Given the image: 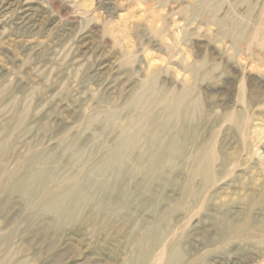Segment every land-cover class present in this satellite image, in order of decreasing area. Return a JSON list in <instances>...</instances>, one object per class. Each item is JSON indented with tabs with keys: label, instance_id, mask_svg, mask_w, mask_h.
I'll use <instances>...</instances> for the list:
<instances>
[{
	"label": "rangeland",
	"instance_id": "1",
	"mask_svg": "<svg viewBox=\"0 0 264 264\" xmlns=\"http://www.w3.org/2000/svg\"><path fill=\"white\" fill-rule=\"evenodd\" d=\"M191 1L195 0H0V139L6 142L5 150H0V234L15 233L0 258L10 253L9 264L21 260L25 264H128L136 248L132 235L140 238L158 214L181 203L172 220L163 222L171 231L168 239H181L185 250L181 264H264V138L257 137L263 135L264 125L263 133L251 126L246 139L231 121L214 117L208 122L210 114L229 101L227 90L221 92L225 88L221 70L205 82L200 73L195 93L204 107L184 125H191L196 135L187 138L186 146L195 155L200 145L204 148L214 141L218 151L236 158L221 168L218 154L207 186L200 177L193 182L192 193L199 189L204 195L190 220L187 211L192 202L183 205L181 198L182 183L190 181L192 172L186 158H178L174 167L165 166L155 177L127 171L106 192L110 207L94 213L86 209L83 218L74 222L36 214L34 202L48 192L31 202L18 193H5L9 172L19 171L38 153L55 154L54 164L65 176L79 173L73 158L77 150L87 152L81 165L92 166L117 142L120 131V126L111 131L95 116L112 106L119 107L122 115L139 116L142 111L125 105L135 88L151 77L161 76L165 86L160 96L169 98L192 82L188 65L210 61L206 67L212 70L225 61L230 68L241 58V71L245 68L246 75L261 76L253 81L254 87L264 83V73H259L264 67L257 69L264 62L260 47L264 0H225L221 6L218 20L236 4L234 14L247 15L253 28L249 52L230 61V40H216L217 19L193 14L188 10ZM249 7L254 10L248 12ZM190 35L193 42L187 41ZM233 77L238 80L241 75ZM161 106L156 104L148 114L159 112ZM148 140L145 137L140 144ZM248 144L250 150L245 148ZM213 217L229 223L222 228ZM235 225L249 231L247 238L224 233Z\"/></svg>",
	"mask_w": 264,
	"mask_h": 264
},
{
	"label": "bare ground",
	"instance_id": "2",
	"mask_svg": "<svg viewBox=\"0 0 264 264\" xmlns=\"http://www.w3.org/2000/svg\"><path fill=\"white\" fill-rule=\"evenodd\" d=\"M224 3L225 0H195L189 3L188 7L190 9L188 10L198 16L213 15L211 17L217 19V15L221 12V6ZM235 5H229L230 10L224 19H217L220 25V34L216 36V40L223 41L224 39H228L231 42L229 50L231 49L232 52L228 53V61L231 59H238L241 52L248 53V45L254 39L253 28L251 29L250 27L249 17L247 15H235L233 11ZM252 10L254 9L249 7L248 12ZM232 14L234 17H232ZM212 19L213 18H211V20ZM185 37H188V35H185ZM187 41H194L192 35H190ZM246 45L247 47L245 49L244 46ZM260 45L264 50V36ZM209 63L210 61H204L202 64L195 63L194 65H188L192 67V82L185 83L182 89L174 91L169 98L166 96L161 98L164 89L162 86L165 85H161L164 81H162L160 75L141 82L135 88V91L131 93V97L125 105L135 111H142L139 116L131 118L129 115H122L121 109L117 106H112L104 113L97 114L94 119L103 121L106 128L112 131L116 126H120V131L117 142L110 145L106 149L104 155L92 166L85 167L81 165L82 160L87 156V152L85 150H77L73 158L76 161L75 166L78 168L79 173L74 176H65L64 174L66 172H59V167L54 164L55 154L38 153L34 157L29 158L19 171L9 172V181H6L8 178L5 179L7 182L5 193H18L20 197L28 198V202H31V200L37 201L36 198L38 195H43L45 192H48L38 200V202H34L37 203L35 205V207H37L36 214H52L53 219L61 223L74 222L83 218L86 209H90L91 213H94L102 207H110L108 194H106V192L109 188L115 187V181H121L126 177L127 171H132L129 172L132 174L139 173L144 178L155 177L159 172L162 173L165 166L173 165L174 167L178 158H186L191 162L192 172H189L190 181L188 183H182V188L184 190L181 191V198L183 205H188L187 200L192 202V204L188 206L187 211L188 220H190L198 211L200 199L203 198L204 195L203 190L199 189H195L192 193L193 182L199 177L204 180L203 182L205 185L210 182L218 154L221 156V168L230 166L236 158V155H229L224 151H218L216 149L217 143L214 141L204 146V148L200 145L198 150L194 152L195 155H192V152H188L186 140L187 138L192 139L196 135L194 128L190 127L191 125L189 127L184 125L188 120L193 121L197 113H200L204 107L200 94L195 93L198 89L197 81L200 73L203 71L202 82H205L209 80L213 72L221 70V81L222 84H225V90L223 89L221 92L227 90V99H229L226 105L222 104V106L217 109V112L210 114L208 117L209 123L214 117H216L217 121L221 119H223L224 122L231 121L239 130H242V133L244 132L243 136L246 139H248L251 126H256V130L260 128L263 133V126L261 125H264V83L256 87H254L255 83L253 84V81L260 79L261 76L258 74L259 76L255 75L253 78L251 74L246 75L245 68L241 71V67L244 65L241 58H239L234 65H231L230 68H227L225 66L226 62L223 61L222 63L214 64L215 67L210 70L207 68ZM263 67L264 62L260 61L257 69H262ZM259 73H264V70ZM236 74L241 75L240 79L236 80V77H233L236 76ZM223 76L227 78L224 81L222 80ZM158 93L159 95H157ZM235 98L236 102L234 101L233 105H229ZM225 99L226 98H223L221 101ZM214 103L217 106L220 104ZM156 104H163V106H161L159 112H153L149 115L148 112L152 107H155ZM237 104L241 108L237 109ZM256 108L259 109L258 113L252 116V111H255ZM152 126L155 127L154 131ZM172 128L175 129V131L167 138ZM149 130L152 131V135H149L151 133H147ZM164 134L166 135L164 136ZM159 136H164L165 138H159ZM145 137H148L149 140L146 144L141 145L140 142ZM257 137L262 140V138H264V133ZM246 139L245 141H247ZM5 144L6 142L0 139V150H5ZM192 146L194 147V145ZM65 148H70V146ZM245 148L248 150L251 149L249 144ZM135 151L136 153L133 154ZM1 152L2 151H0V153ZM252 155L254 156L255 153H252ZM146 159H148V161H146ZM178 178L181 179L182 177L178 176L177 179ZM177 179L175 181H177ZM61 182H65L63 183L64 186L56 188ZM176 185L179 186V184ZM197 200L199 201L197 202ZM180 205L182 204H175L173 210L163 211L162 214H158L156 223L151 228L147 229L140 238L136 236V239H134V235H132L131 241L133 244H136V248L134 254L128 260V264H147L152 256H155L152 264H181L185 255V250L180 242L181 239L178 237L168 239L171 231L168 230L167 226H163V222L172 220V213L177 211ZM214 219L217 223L220 222L219 225H221L220 227L222 228L223 225L229 223L224 222L223 219L219 217H215ZM140 224L142 225L143 223ZM262 230L264 234V228H262ZM224 233L230 238L235 236L237 239L240 237L247 238L250 234L249 231L244 230L243 227H238L236 225L233 230L226 229ZM14 235V231L0 234V252L3 246H7V244L11 242V238L14 237ZM9 254L10 253H7L0 258V264H9V262H11L12 259L9 258ZM198 260H193V262ZM14 264H25V260L18 261Z\"/></svg>",
	"mask_w": 264,
	"mask_h": 264
}]
</instances>
